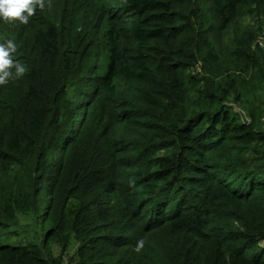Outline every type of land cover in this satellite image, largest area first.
<instances>
[{"label": "trees", "instance_id": "obj_1", "mask_svg": "<svg viewBox=\"0 0 264 264\" xmlns=\"http://www.w3.org/2000/svg\"><path fill=\"white\" fill-rule=\"evenodd\" d=\"M262 28L264 0L0 21L26 68L0 86V264H264Z\"/></svg>", "mask_w": 264, "mask_h": 264}, {"label": "clouds", "instance_id": "obj_2", "mask_svg": "<svg viewBox=\"0 0 264 264\" xmlns=\"http://www.w3.org/2000/svg\"><path fill=\"white\" fill-rule=\"evenodd\" d=\"M44 7L45 0H0V21L27 24L36 9ZM16 52L17 45L13 40L8 39L0 43V86L23 76L26 71L22 63L14 60ZM139 246H143V241L139 242Z\"/></svg>", "mask_w": 264, "mask_h": 264}, {"label": "rangeland", "instance_id": "obj_3", "mask_svg": "<svg viewBox=\"0 0 264 264\" xmlns=\"http://www.w3.org/2000/svg\"><path fill=\"white\" fill-rule=\"evenodd\" d=\"M239 25L241 26V29L243 31V29H247V28H250V27L253 28L255 26V23L252 22L249 19V17L244 16V17H241L240 18ZM262 29L263 30L260 32L259 38L257 37V39L254 40L253 47H260V48H263L264 49V34H263L264 28H262ZM262 107L264 108L263 105H262ZM238 112L240 113L241 117L243 116L247 120V117L245 116L244 112L241 109H239ZM262 121H264V114L262 116ZM52 250H53L54 253L56 252V249L54 248V246H53Z\"/></svg>", "mask_w": 264, "mask_h": 264}, {"label": "water", "instance_id": "obj_4", "mask_svg": "<svg viewBox=\"0 0 264 264\" xmlns=\"http://www.w3.org/2000/svg\"><path fill=\"white\" fill-rule=\"evenodd\" d=\"M242 120L244 121V122H246L247 120L242 116Z\"/></svg>", "mask_w": 264, "mask_h": 264}]
</instances>
